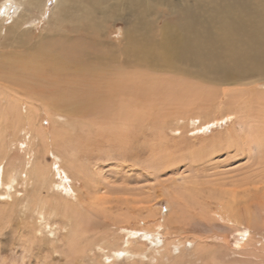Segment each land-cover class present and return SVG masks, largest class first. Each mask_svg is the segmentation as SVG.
<instances>
[{"label":"rangeland","instance_id":"1","mask_svg":"<svg viewBox=\"0 0 264 264\" xmlns=\"http://www.w3.org/2000/svg\"><path fill=\"white\" fill-rule=\"evenodd\" d=\"M53 5L48 0V12ZM153 105L137 107L131 123L38 109L28 153L9 150L5 160L15 167L7 194L0 190V264H196L193 237L206 235L226 257L221 264H257L250 248H237L245 225L218 216L234 201L252 218L251 243L264 254V146L249 145L234 117L216 125L214 114L194 119L191 110L168 111L165 99ZM36 161L44 185L33 175ZM23 167L32 168L31 180L16 181Z\"/></svg>","mask_w":264,"mask_h":264},{"label":"bare ground","instance_id":"2","mask_svg":"<svg viewBox=\"0 0 264 264\" xmlns=\"http://www.w3.org/2000/svg\"><path fill=\"white\" fill-rule=\"evenodd\" d=\"M164 99L168 111L191 110L194 119L214 114L216 125L234 117L246 142L263 147L264 0H54L49 12L48 0H0L3 193L11 184L5 180L8 169L15 167L5 164L8 152L18 148L28 153L40 107L131 123L137 107H154ZM6 123L13 125L8 140ZM201 129L205 131V125ZM15 132L21 141L15 140ZM43 138L48 140V135ZM33 164L39 167V162ZM25 169L14 172L16 181L24 176L31 180L32 168ZM35 173L44 185L43 168ZM40 204L39 209L44 206ZM234 207L229 201L218 217L246 226L237 248L242 252L250 248L251 253L246 252L254 263L264 264L259 261L264 258L262 248L251 243L252 218L239 215ZM47 208L45 203L46 213ZM211 238L193 237L196 264H221L226 258L210 246ZM167 254L159 260L165 263ZM251 259L248 263H253Z\"/></svg>","mask_w":264,"mask_h":264}]
</instances>
